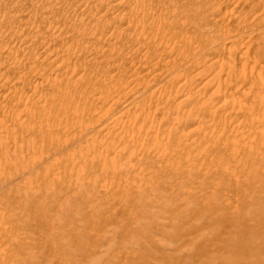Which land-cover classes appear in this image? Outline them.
Returning <instances> with one entry per match:
<instances>
[{"label":"rangeland","instance_id":"rangeland-1","mask_svg":"<svg viewBox=\"0 0 264 264\" xmlns=\"http://www.w3.org/2000/svg\"><path fill=\"white\" fill-rule=\"evenodd\" d=\"M263 7L0 0V264H264Z\"/></svg>","mask_w":264,"mask_h":264},{"label":"bare ground","instance_id":"bare-ground-1","mask_svg":"<svg viewBox=\"0 0 264 264\" xmlns=\"http://www.w3.org/2000/svg\"><path fill=\"white\" fill-rule=\"evenodd\" d=\"M19 2V1H18ZM29 2H31V1H29ZM33 2V1H32ZM103 2V1H102ZM22 4V3H21ZM24 4V3H23ZM32 4V3H31ZM81 4V3H80ZM99 4V3H98ZM244 4V3H243ZM18 6H21V5H18ZM24 6V5H23ZM28 6H29V4H28ZM31 7V6H30ZM264 8V7H263ZM20 10V9H19ZM28 10V9H27ZM22 11V10H21ZM25 11V10H24ZM30 11V10H29ZM263 12H264V9L262 10ZM261 11V12H262ZM259 13H260V11H259ZM258 13V14H259ZM1 16V15H0ZM29 18H30V16H29ZM28 18V19H29ZM263 18V21H264V17H262ZM28 19H25V20H27L28 21ZM31 19V18H30ZM261 19V18H260ZM262 21V20H261ZM260 21V22H261ZM29 22V21H28ZM31 24V23H30ZM33 25V24H32ZM34 27V26H33ZM32 28V27H31ZM263 29V28H262ZM33 31H36V30H33ZM264 31V29L262 30V32ZM53 32V31H52ZM38 33V32H37ZM261 33V32H260ZM50 34V33H49ZM18 37V36H17ZM44 37V36H43ZM256 38V37H255ZM15 39V38H14ZM45 40V39H44ZM15 43V42H14ZM49 43V42H48ZM50 44V43H49ZM13 45V44H12ZM3 47V46H2ZM232 48V47H231ZM258 49V48H257ZM9 53V52H8ZM27 56V55H26ZM254 57V56H253ZM256 58V57H255ZM257 59V58H256ZM256 59H254L255 60V62H256ZM24 60V59H23ZM20 61V60H19ZM254 66V65H253ZM12 67V66H11ZM16 67V66H15ZM14 67V68H15ZM27 72H29V71H27ZM31 72V71H30ZM2 74V73H1ZM13 75V74H12ZM29 75V74H28ZM13 78V77H12ZM24 78V77H23ZM260 78V77H259ZM262 79V78H261ZM264 79V78H263ZM15 80V79H14ZM17 80H20V77H19V79H17ZM21 80H23V79H21ZM185 80H187V79H185ZM192 80V79H191ZM15 82H16V80H15ZM187 82H189V81H187ZM56 83V82H55ZM55 83H54V85H55ZM51 84H53V83H51ZM54 85H52V87L54 86ZM56 86V85H55ZM36 88V87H35ZM182 91V90H181ZM11 92V91H10ZM9 91L7 92V93H10ZM155 92V91H154ZM11 95V94H10ZM10 95H8V96H10ZM35 95V94H34ZM6 97V96H5ZM11 98H13L12 96H11ZM229 99V102H230V99L231 98H228ZM236 99H237V97H236ZM234 100V99H233ZM233 100H231L232 101V103H233ZM239 100V99H238ZM20 102V101H19ZM237 102H239V101H237ZM237 102H235L234 101V103L236 104ZM231 103V102H230ZM226 104V103H225ZM2 124V123H1ZM3 128V127H2ZM1 129V128H0ZM90 129V128H89ZM2 143H3V141H2ZM1 144V143H0Z\"/></svg>","mask_w":264,"mask_h":264}]
</instances>
